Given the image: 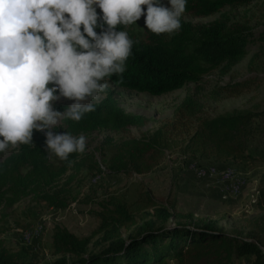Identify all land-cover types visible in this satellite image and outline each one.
I'll list each match as a JSON object with an SVG mask.
<instances>
[{
    "label": "trees",
    "instance_id": "trees-1",
    "mask_svg": "<svg viewBox=\"0 0 264 264\" xmlns=\"http://www.w3.org/2000/svg\"><path fill=\"white\" fill-rule=\"evenodd\" d=\"M253 2L187 0L185 15L199 18L219 13V16L206 23L181 17V30L171 36L156 35L149 30L141 37L128 33L136 43L126 62L123 82L119 75L107 78L106 96L96 104V110L85 114L80 122L62 121V127L55 131L79 136L97 130L118 132L143 126L144 116L124 111L112 95V88L156 96L180 89L187 83H199L213 71L228 73L245 57L253 33L252 27L232 20L229 10ZM127 27L117 25L118 30L126 32ZM262 66L264 71V64ZM243 84L220 86L212 91L213 98L234 95L242 90ZM202 110L200 99L186 94L169 123L141 137L116 142L106 139L105 144L111 150L106 158L107 172L142 174L150 171L166 151L181 146L180 140L169 142L170 134L178 139L184 136L183 148L203 157L218 161L251 157L246 154V140L254 119L264 120V111L232 110L203 117ZM191 121L196 123L193 130H190ZM33 143L20 145L0 160V206L9 207L29 197L51 208L64 209L73 200L70 184L75 174L83 167L97 168L95 155L70 154L72 163L69 165L55 156L49 158L44 148L45 135L35 129ZM252 205L264 211V181L259 183ZM174 209L158 203L148 190L133 200H127L123 194H108L94 212L99 222L90 235L80 237L66 228L54 227L51 240L54 258L40 264H167V260H174L175 264H230L233 259L243 258H247L243 264H264L262 238L248 240L235 229L225 232L214 220H198L192 214H181ZM245 222L248 227L256 225L250 224L251 219ZM37 257L25 246L9 250L0 243V264H37L40 261Z\"/></svg>",
    "mask_w": 264,
    "mask_h": 264
},
{
    "label": "rangeland",
    "instance_id": "rangeland-1",
    "mask_svg": "<svg viewBox=\"0 0 264 264\" xmlns=\"http://www.w3.org/2000/svg\"><path fill=\"white\" fill-rule=\"evenodd\" d=\"M162 2L168 5V0ZM146 7L142 5L145 11ZM97 11L100 9L97 8ZM229 11L232 20H238L253 29L245 57L226 74L213 71L199 83H187L180 89L162 95L112 88V95L119 106L126 112L144 116L145 124L118 132L97 130L80 134L86 137L85 152L94 153L93 160L97 162V168L91 170L83 167L75 174L70 184L73 200L64 209L51 208L29 197L9 207L0 206V243L4 248L17 250L25 246L37 254L40 260L37 264L49 262L54 258L51 255V240L55 226L66 228L80 237L88 236L99 222L94 212L108 194H123L127 200H133L146 190L158 203L168 204L176 212L192 214L198 220H214L225 232L231 233L235 229L248 240H264V211L252 205L257 197L259 183L264 181V120L261 117L254 119L246 140V154L250 158L218 161L203 157L183 148L184 136L178 139L170 134L169 142L180 140L181 146H173L166 151L158 165L150 171L142 174H112L106 169V158L111 152L105 144L106 139L116 142L141 137L169 123L175 108L186 94L200 99L203 104L200 115L203 117H214L232 110L264 111V0H254L252 4ZM218 16L219 13L195 18L183 14L182 18L206 23ZM147 31L143 15L136 24L127 27V33L136 37H141ZM238 82L244 83L240 92L218 100L213 98V90ZM73 102L61 98L53 106L63 112L60 108ZM190 124V130H193L195 121ZM53 131L56 132L55 129ZM13 150L10 147L6 152H0V160ZM247 219L252 220L251 225H256L248 227L245 222ZM255 235L256 238L253 237ZM42 257L44 259H40ZM246 261L247 258L233 259L230 264H243ZM167 264H175V261L167 260Z\"/></svg>",
    "mask_w": 264,
    "mask_h": 264
},
{
    "label": "clouds",
    "instance_id": "clouds-1",
    "mask_svg": "<svg viewBox=\"0 0 264 264\" xmlns=\"http://www.w3.org/2000/svg\"><path fill=\"white\" fill-rule=\"evenodd\" d=\"M186 7L187 0H0V152L33 145L35 129L45 135L49 158L70 165L87 139L53 129L95 111L107 78L123 82L136 41L117 25L143 15L149 31L171 36L181 30ZM61 98L74 101L63 112L53 106Z\"/></svg>",
    "mask_w": 264,
    "mask_h": 264
}]
</instances>
